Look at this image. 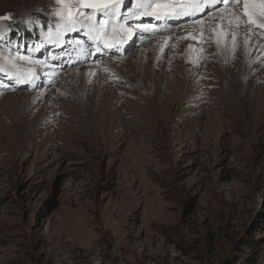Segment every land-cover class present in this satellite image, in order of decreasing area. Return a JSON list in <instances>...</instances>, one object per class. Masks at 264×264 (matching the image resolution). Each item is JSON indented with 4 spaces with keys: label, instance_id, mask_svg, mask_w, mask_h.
<instances>
[{
    "label": "rangeland",
    "instance_id": "374dc122",
    "mask_svg": "<svg viewBox=\"0 0 264 264\" xmlns=\"http://www.w3.org/2000/svg\"><path fill=\"white\" fill-rule=\"evenodd\" d=\"M140 1L0 0V264H264V105L181 74L133 94Z\"/></svg>",
    "mask_w": 264,
    "mask_h": 264
},
{
    "label": "bare ground",
    "instance_id": "6f19581e",
    "mask_svg": "<svg viewBox=\"0 0 264 264\" xmlns=\"http://www.w3.org/2000/svg\"><path fill=\"white\" fill-rule=\"evenodd\" d=\"M245 3L246 0H142L136 3L131 12H128L127 18L130 20L135 14L141 13L140 18H148L146 24L152 28L147 35L138 36L139 40L149 39L147 44L141 46L144 48L143 52L137 53L138 55L130 63H125L124 66L119 64L124 62V59L114 57L117 50L121 53L123 49L126 50L138 44L137 35L135 38L128 35L123 43H120V39L117 40L118 49L110 46L104 51L98 50L91 56H86L95 61L105 54L106 56L114 55L109 57L112 60L99 61L98 66L90 68L87 73L91 75L98 68L116 71L111 63L115 60L116 64L120 65V70L116 71L117 74L125 76L124 82L133 88L131 91L133 94H136L134 89L138 87L140 93L144 94L149 83L161 91L160 104L165 102L168 92L173 88V75L181 74L186 88H190L191 85L194 87L196 84L209 83L218 85L221 90L224 87L221 82L225 81L229 85V90L226 88V92L234 94V105L246 103L245 97L252 86L264 105V69L252 76L253 71L258 69V65L264 63V59H260V63L257 61L258 56L263 55L261 51L257 53V43L262 41L264 44V7H262L264 0H247V9ZM125 9L127 7H124ZM127 27L134 30L131 25ZM252 30L256 32L257 38L249 34ZM113 31L121 33L119 27H114ZM188 38H195L197 41L195 45L190 44L186 40ZM155 55H157L156 58ZM108 62L110 64H107ZM213 67L217 70L215 75L219 80L218 83L210 81L214 76L209 73V70ZM245 77L247 78L243 81ZM254 79L259 82L253 84ZM115 82L120 81L114 80L111 84ZM258 99L256 98V102L260 101ZM159 118L170 119V117L161 116Z\"/></svg>",
    "mask_w": 264,
    "mask_h": 264
},
{
    "label": "water",
    "instance_id": "95a60500",
    "mask_svg": "<svg viewBox=\"0 0 264 264\" xmlns=\"http://www.w3.org/2000/svg\"><path fill=\"white\" fill-rule=\"evenodd\" d=\"M81 1V0H80ZM114 0H85L84 3H82L83 6L90 8V6H86L87 4H92L95 6H101V5H107L111 2H113Z\"/></svg>",
    "mask_w": 264,
    "mask_h": 264
},
{
    "label": "snow or ice",
    "instance_id": "6c2138e0",
    "mask_svg": "<svg viewBox=\"0 0 264 264\" xmlns=\"http://www.w3.org/2000/svg\"><path fill=\"white\" fill-rule=\"evenodd\" d=\"M81 2L84 3L85 0H81ZM121 2H122V0H116V4H117V6H118L119 3H121ZM86 6H95V5L87 4ZM158 7H160V6L158 5ZM196 7L198 8L199 6L197 5ZM247 7H248V4H247V0H246L245 8L247 9ZM262 7H264V5H262ZM185 14H186V13H185ZM0 19H7V17H0Z\"/></svg>",
    "mask_w": 264,
    "mask_h": 264
}]
</instances>
